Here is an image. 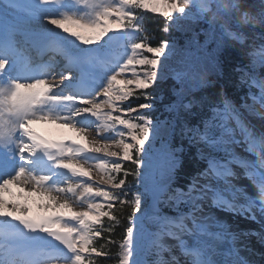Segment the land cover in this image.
<instances>
[{"label":"snow or ice","instance_id":"1","mask_svg":"<svg viewBox=\"0 0 264 264\" xmlns=\"http://www.w3.org/2000/svg\"><path fill=\"white\" fill-rule=\"evenodd\" d=\"M142 11L165 34L207 20L243 44L245 29L264 28L218 22L205 0H0V264H101L110 246L117 264H264L250 246L264 245V74L255 61L236 68L249 87L238 100L191 95L209 83L200 58L183 53L184 70L171 69L177 46L150 43ZM169 73L180 86L169 116L153 118L152 90Z\"/></svg>","mask_w":264,"mask_h":264},{"label":"trees","instance_id":"2","mask_svg":"<svg viewBox=\"0 0 264 264\" xmlns=\"http://www.w3.org/2000/svg\"><path fill=\"white\" fill-rule=\"evenodd\" d=\"M143 23L150 30L149 35L152 37L150 43L155 45L159 42L161 38L172 41L176 44L179 55L174 56L170 61H173V64H169L171 69L179 70L181 67L180 56L182 53L196 54L197 50H200L204 44V37L209 34L210 25L207 20L195 21L194 23L190 22L189 24L182 25L181 28L174 26L168 33H163L162 31H154L156 23L162 18L156 17L151 13L143 12ZM257 30L254 29H245L246 35L248 37L255 36ZM205 35V36H204ZM218 40L219 47L217 46L216 60L215 65H211L212 71H215L210 77L211 85L207 89H204L203 92L205 95L217 99L218 93L221 88H223L228 95L232 98L238 96L240 89L237 87L239 81L236 79V68L243 66L248 60L249 49L246 47V44L238 43L237 41L230 39H222L220 35L214 34ZM249 37V38H250ZM222 39V41H221ZM182 51V53H181ZM263 73V72H262ZM178 83L172 78V74L169 73V78L163 82H158L157 85L153 88L154 96L158 97L153 101L155 104V111L151 113L153 118L165 119L169 116V113L165 110V105L172 103L175 99L173 91L178 89ZM208 90V92H207ZM215 95V96H213ZM192 122L194 118H189ZM158 143V142H157ZM156 143V145H157ZM181 143L179 137L173 138V144L179 145ZM187 146V141L183 142ZM185 164L187 168H191V164L188 163V160L194 157L193 148H189L188 152L184 154ZM127 164V162H126ZM127 166L131 167L130 164ZM131 179V178H129ZM131 209L125 206L124 216H127L130 213ZM126 224V220H124ZM123 232V228L118 226L116 229V235L113 237L119 239L120 235ZM98 243H103V240L98 241ZM110 251L112 252V258L105 260V258H97L101 264H115L118 256V247L110 246Z\"/></svg>","mask_w":264,"mask_h":264},{"label":"clouds","instance_id":"3","mask_svg":"<svg viewBox=\"0 0 264 264\" xmlns=\"http://www.w3.org/2000/svg\"><path fill=\"white\" fill-rule=\"evenodd\" d=\"M210 7L209 16H215L218 22H228L229 16H234L241 24L252 26H264V0H253L247 8L241 7L232 12L233 4H242L243 0H205ZM217 5L226 11L221 12Z\"/></svg>","mask_w":264,"mask_h":264},{"label":"rangeland","instance_id":"4","mask_svg":"<svg viewBox=\"0 0 264 264\" xmlns=\"http://www.w3.org/2000/svg\"><path fill=\"white\" fill-rule=\"evenodd\" d=\"M196 20H187V19H180L179 21H178V25H177V27L178 28H181L182 27V25H184V24H189L190 22H192V23H194ZM197 21H201V20H199V19H197ZM209 40H208V42H211V41H213L214 39H215V35L213 34V33H210V31H209ZM205 47V44H203V46H202V48H204ZM181 53H182V51H181ZM183 54V53H182ZM181 57H183V55H181L180 56V58ZM168 64H173V61H168ZM253 120H255V122H256V124L259 126V123H260V121L258 120V119H253ZM248 194H249V192H248ZM249 195H251V194H249ZM254 196H257L256 194H254ZM216 214H217V216L220 218V216H221V212H216ZM255 242V243H254ZM251 243V245H253V246H255V247H258V242H256V241H252V242H250ZM258 244V245H257ZM260 246V245H259ZM261 253H264V250H261L260 251ZM255 254V253H254ZM255 258H257V259H260V254L259 255H255Z\"/></svg>","mask_w":264,"mask_h":264},{"label":"bare ground","instance_id":"5","mask_svg":"<svg viewBox=\"0 0 264 264\" xmlns=\"http://www.w3.org/2000/svg\"><path fill=\"white\" fill-rule=\"evenodd\" d=\"M221 217L229 222L234 223L235 225H241V226L245 225L244 221L240 220L239 218H234L230 215H224V214H222ZM253 249L256 250L255 248ZM243 254L247 255V253H243Z\"/></svg>","mask_w":264,"mask_h":264}]
</instances>
